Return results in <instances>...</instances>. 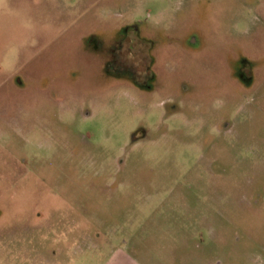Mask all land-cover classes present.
Instances as JSON below:
<instances>
[{
	"label": "rangeland",
	"instance_id": "1",
	"mask_svg": "<svg viewBox=\"0 0 264 264\" xmlns=\"http://www.w3.org/2000/svg\"><path fill=\"white\" fill-rule=\"evenodd\" d=\"M0 264H264V0H0Z\"/></svg>",
	"mask_w": 264,
	"mask_h": 264
},
{
	"label": "flooded vegetation",
	"instance_id": "2",
	"mask_svg": "<svg viewBox=\"0 0 264 264\" xmlns=\"http://www.w3.org/2000/svg\"><path fill=\"white\" fill-rule=\"evenodd\" d=\"M137 38L138 35L135 34L134 37L118 42L114 48L108 50V63L111 65V71L127 74L132 85L152 91L151 82L156 79V76L147 49L141 44H136ZM145 136L146 133L141 130L135 134L134 139L139 141Z\"/></svg>",
	"mask_w": 264,
	"mask_h": 264
}]
</instances>
